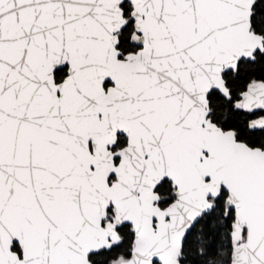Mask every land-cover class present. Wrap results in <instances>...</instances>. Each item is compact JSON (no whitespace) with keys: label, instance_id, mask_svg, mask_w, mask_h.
<instances>
[{"label":"water","instance_id":"obj_1","mask_svg":"<svg viewBox=\"0 0 264 264\" xmlns=\"http://www.w3.org/2000/svg\"><path fill=\"white\" fill-rule=\"evenodd\" d=\"M256 1L0 0V264H92L122 225L120 264H182L222 191L229 264H264V150L212 122L208 100H229L223 74L264 53ZM125 3L138 49L121 57ZM234 108L264 111V81Z\"/></svg>","mask_w":264,"mask_h":264},{"label":"trees","instance_id":"obj_2","mask_svg":"<svg viewBox=\"0 0 264 264\" xmlns=\"http://www.w3.org/2000/svg\"><path fill=\"white\" fill-rule=\"evenodd\" d=\"M124 17L127 19L126 27L118 34L117 48L121 57L133 53L136 48L131 45L130 39L134 32L133 22L130 18L131 7L122 5ZM252 30L264 38V0H257L251 17ZM66 76L65 69L57 70L56 82H61ZM230 100L223 98L218 92L213 91L208 95L211 114L210 119L223 130H233L239 141L250 147L264 149V131H250L248 122L251 115L235 110L234 102L239 99L249 84L264 81V53H256L253 62L242 60L236 72L223 74ZM109 84L106 83L105 87ZM125 145V138L119 137L118 146ZM160 196L159 206L165 208L175 200L171 184L163 181L156 190ZM225 192L214 201L215 208L209 215L204 216L187 236L183 244L182 264H229L231 252L230 231L233 223V212L225 216ZM109 211L107 220H111ZM120 243L110 250L101 251L89 257L92 264H120L130 257L133 242V232L129 225H122L117 229ZM13 250L19 253L17 245ZM156 264V263H155Z\"/></svg>","mask_w":264,"mask_h":264},{"label":"flooded vegetation","instance_id":"obj_3","mask_svg":"<svg viewBox=\"0 0 264 264\" xmlns=\"http://www.w3.org/2000/svg\"><path fill=\"white\" fill-rule=\"evenodd\" d=\"M136 48V51H137V47H135ZM135 51V52H136ZM253 62V61H252ZM65 71H66V69H65ZM240 97V96H239ZM209 100V99H208ZM230 100V99H229ZM239 100V99H238ZM237 100V101H238ZM236 102V101H235ZM234 102V103H235ZM234 105V104H233ZM236 110V109H235ZM241 112H243V111H241ZM244 113H247V114H249V115H251L252 117L250 118V120H249V122H248V129L250 130V131H264V130H251L250 128H249V124H250V122H252V121H255V120H257L258 118H261V117H264V111H260V112H256V113H250V112H244ZM210 117V116H209ZM221 128V127H220ZM224 131H226V130H224ZM233 131V130H232ZM235 133V132H234ZM235 136H236V134H235ZM119 137H124V136H119ZM119 137H118V140H119ZM125 138V137H124ZM126 146V138H125V145L124 146H122V147H119L118 146V143L116 144V146L113 148V151L115 152V151H117V150H119V149H122L123 147H125ZM252 148H259V147H252ZM260 149H262V150H264L263 148H260ZM117 162H118V160H115V163L117 164ZM168 182V181H167ZM162 183V182H161ZM170 183V182H169ZM171 184V183H170ZM172 186V185H171ZM173 188V187H172ZM173 190H174V188H173ZM175 191V190H174ZM222 192H224V191H222ZM222 194V193H221ZM226 194V193H225ZM211 201L214 203V201H216V200H214V199H211ZM215 204V203H214ZM232 212V211H231ZM106 221H108L107 219H106ZM105 221V222H106Z\"/></svg>","mask_w":264,"mask_h":264}]
</instances>
